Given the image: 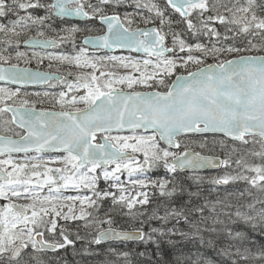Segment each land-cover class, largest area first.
<instances>
[{"label":"snow or ice","instance_id":"snow-or-ice-1","mask_svg":"<svg viewBox=\"0 0 264 264\" xmlns=\"http://www.w3.org/2000/svg\"><path fill=\"white\" fill-rule=\"evenodd\" d=\"M73 16L84 26H60ZM97 20L106 29L85 35L84 45L145 58L93 56L78 46V35ZM46 31L53 35L37 38ZM21 44L70 45L71 52L46 56L67 73L19 70L11 61L13 53L16 60L25 57ZM253 51L264 52V0H0V65H8L0 67V81L56 79L67 89L43 93L61 106L45 112L35 107L44 99H22L19 88L0 87V127L14 132L0 135V264H55L45 255L69 247L75 254L78 244L92 254L91 245L109 242L145 247L123 251L109 243L106 252L123 264H132L133 255L156 264L152 256L159 260L165 245L186 241L217 257L201 253L194 264L201 258L204 264H264V55L221 59ZM208 57L217 62L202 66ZM190 65L196 71L169 82ZM138 85L166 90L140 92ZM81 103L84 108L76 107ZM125 129L129 135H112ZM187 134L202 138L199 151L182 148L178 138ZM49 152L64 155L46 159ZM221 167L225 173L208 181L214 190L243 183L262 195L247 202L230 193L203 195L197 172ZM161 168L170 175L153 179L150 173ZM182 172L191 175L181 179ZM101 179L106 188H99ZM69 189L87 191L65 195ZM245 192L252 196L248 188L240 195ZM120 220L129 227H116ZM104 264L116 261L106 256Z\"/></svg>","mask_w":264,"mask_h":264},{"label":"rangeland","instance_id":"rangeland-1","mask_svg":"<svg viewBox=\"0 0 264 264\" xmlns=\"http://www.w3.org/2000/svg\"><path fill=\"white\" fill-rule=\"evenodd\" d=\"M127 11H132V9H131V8H128ZM73 24H76V23L69 22V21H65V22H62V23L60 24V26H61V27H67V26H71V25H73ZM79 25H80L81 27L84 26V24H81V23H79ZM135 26H136V25H133V27H135ZM90 27H92V30H95V31H93V32L90 31L91 33H89V32H87V33H83V32L80 33V34L78 35V37H77V44H78V46H83V44H82V40L84 39V36H85V35H92V36L98 35V34H100V29H101V28H104V27L99 23L98 20L95 22V25H94V26H91V25H90ZM88 33H89V34H88ZM29 35H33V36H35L36 33H35V32H31V33H29ZM51 35H53V34L50 33V32H48V31H46V32H45V36H43V37H50ZM80 36H82V37H80ZM19 51L26 53L25 57L21 58L20 60H16V59H15V54L13 53V59H12L11 63L17 64L18 66L32 67V68H36V69H40V70L50 71V72H53V73H59V74H62V75H65V74L67 73V71H68V67H67L66 65L64 66V64H61V63H59V62H57V61H55V60H49V59H47V58H46L47 53L36 52V51H26V50L23 48V44L20 45V47H19ZM71 51H72L71 46L68 45V44H65V45H63L59 50H56V51H53V52H50V53L56 55V54H60V53H62V52H66V53H67V52H71ZM34 52L37 53L39 56H44L45 58H44L42 61L38 62L37 58L33 57V53H34ZM88 52H89L90 55H93V56L115 55V56H118V57H131V58H133V59H139V60H142L143 58H145L144 56H137V55H133V54H129V53L108 54V53L101 52V51H92V50H90V49H88ZM253 53H254V54H253ZM239 55H264V52H255V51H253V52L233 53V54H230V55H228V56H226V57H221V59H225V58H227V59H232V58H236V57L239 56ZM216 62H217V61L214 60L212 57H208V58L206 59V61H205V65H207V64H211V63H216ZM58 64H59V65H63V67H65V69H64V70L59 69L58 66H57ZM195 68H197L196 65H190V66H189V69H195ZM180 70H185V69H182V68H181V69L177 70L178 73L176 72V73H174V74H177L176 76H178V75H182L181 72H180ZM74 71H79V70H75V69H74ZM83 71H90V70L86 69V70H83ZM123 71H124V70H121V72H123ZM182 73H183V72H182ZM174 74H173V75H174ZM137 75H138V73H137ZM176 76H175V77H176ZM175 77H174V78H175ZM174 78H173V76H172L171 78H169V82H170L171 80H174ZM68 79L71 80L72 78L69 77ZM117 87H120V86H117ZM135 90H136V91H164V90H166V89H163V88H161V87H159V86H156V85H153V87H151V88H147V87H143V86H139V85H138V86H136ZM60 91H67V89H66V87H65V85H64L63 83H55L51 89L43 90V91H35V92H34V91L20 90V94H21V98H22V99H29V100H31V101H37V100H39V99H44V102H43V103H36V105H35L36 108H37V106H38L39 104H47V105L51 106L53 110H61V106H60L59 104H54L53 102H51V101L48 100L47 98H44V97H43V93H45V92H48V93H51V94H56V95H58ZM125 91H131V90L125 88ZM36 93H40L41 96H40V97H37V96H36ZM69 95H71V94H69ZM66 107H67V106H66ZM76 107L84 108L85 105L81 103V104L76 105ZM12 127H13V129H14L15 132H21V134H23V133H22V130H20V129H18V128H15V126H12ZM0 134H1V135L14 136V132H12V131L5 132V131L3 130L2 127H0ZM16 138H18V137H16ZM216 139H220V138H216ZM200 140H201V139H200ZM198 142H199V141H197V140H190V141L187 143V145H188L189 147H191V148H195V149H196V148H197L196 145H197ZM184 145H185V144H184ZM184 145H182V147H183ZM162 146H163V145H162ZM59 156H61V155H45V158H46V159H47L48 157L55 158V157H59ZM20 157L22 158V156H20ZM222 158H223V157H222ZM21 162H22V160H21ZM257 162H258V161H257ZM47 166H48V167H52V168H55V167H61V165L58 164V163H48ZM225 171H226V170L223 168L222 171H221V173H218V174L215 173V175H212V177H216V176L223 175V174L225 173ZM189 175H191V174H189ZM197 175L203 177L204 180H206L205 182H208L209 179H210V177H208V176L206 175V173H203V174H197ZM212 177H211V178H212ZM236 184H242L244 189H245V188H248L249 190L253 191L252 188H250L249 186H247V185H245V184H243V183H236ZM231 185H235V184H229L228 186H223V187H224V191H223L224 194H223L222 196L228 194V188H229V186H231ZM86 191H87V190H83V189H81V190L78 192L77 190L69 189V190L65 191L64 194H65V195H72V196H75V195H77V194H85ZM256 192H257V191H256ZM233 194H237V193H231V196H234ZM259 195H262V194H259V193H258L257 196H259ZM178 239H179V238H178ZM181 243H183V244H186V243H187V246H190V247H191V246H196V245H197L198 247H201V246L199 245V243H198V242H195V241H186V242H181ZM77 246L80 247L79 244H78ZM111 246H112V247H115V246H113V245H111ZM107 248H108V246L103 247V255L105 256L104 258H106V256H107V259H108V260L116 261V264H123L122 261L117 260V258H116L115 256H112L111 254H108V253L106 252V249H107ZM62 250H63V249H62ZM62 250H61V253H62ZM64 252H67V254H66V255H63V256H62L63 253H62L61 255H56V256H52V255H48V254H47V255H45L44 259H45V260H48L49 257H53V259L55 260V264H64L65 261H67V264H84L85 256H84V252L81 250V248H79L78 250H75V254H74V250H73L71 247H69L68 249H66ZM68 254H69V255L71 254V257H72L73 260L76 259V260H75L76 263H72V261H71L70 259L66 258V257L68 256ZM199 254H201V251H196V252H195V255H196V259H195V260H197ZM57 257H58V259H57ZM187 259H190V257H188ZM195 260H194L193 262H195ZM73 262H74V261H73ZM201 262H202V264H204V259H203V258H201L200 263H201Z\"/></svg>","mask_w":264,"mask_h":264},{"label":"trees","instance_id":"trees-1","mask_svg":"<svg viewBox=\"0 0 264 264\" xmlns=\"http://www.w3.org/2000/svg\"><path fill=\"white\" fill-rule=\"evenodd\" d=\"M93 31H95V30H92L91 32H93ZM91 32H89V33H91ZM80 37H82V36H80ZM57 66L59 69H62V70L65 69V67H63V65L58 64ZM202 66H205V65H202ZM195 70H196V68L195 69H189L188 68L187 70H180V72L182 75H186L187 71H195ZM176 75L177 74H174L173 78ZM37 107L45 108V109H52V107L47 105V104H39ZM216 138L224 139L221 137H216ZM200 139H202V138L196 137V136L187 137V138L181 139V145L187 144L190 140L200 141ZM195 150L199 151L200 149L196 148ZM203 154H209V153L205 152ZM216 173L217 174L221 173V171L216 172ZM150 175L153 179H156V178L168 177L170 174L166 173L165 170L161 168V169H158V170L150 173ZM188 175H189L188 173H180V178L183 179V178L187 177ZM206 175L211 178L212 175H215V173H206ZM121 178L126 179V176H122ZM205 181L206 180H204L203 184L201 185L203 195L215 197L217 194H219L220 196H222L224 194V192H223L224 187L223 186H219V187L215 188V190H214V186H212L209 182H205ZM106 187H107L106 182L101 179L99 182V188H106ZM244 190L245 189L243 188L242 184H235V185L229 186L228 193H230V194L231 193H237V194H233L234 196H230V199L240 200L242 202H247L252 197L257 196V194H258V192H256L257 190L253 189V191L249 190L252 193L251 197L247 194V192H245L244 195L241 196L240 193L244 192ZM259 194H261V193H259ZM156 198H158V197H154V199H156ZM115 226L118 228L129 227L123 220H120L118 222V224ZM112 245L115 247H118L120 250H123V251H133V252L145 251V247L143 245H137L135 243H128L127 245L118 243V244H112ZM103 247H105V246L91 245L89 248V252L92 254L84 253V256H85L84 264H104V261H105L104 257L105 256L103 255ZM164 247L166 249V252L159 260L156 259L155 255L152 256V260L156 261V264H194L193 261L196 259V255H195L196 251H201V253H203L204 258H208V259H211L213 261L217 260L215 253L211 249L198 247L197 245L190 247V246H187V243L183 244L180 242V243H177L175 248H169L167 245H165ZM79 248L80 247L77 246L76 250H78ZM149 250L152 251L153 253L155 251L154 248L149 249ZM96 253H99V254H96ZM181 254H183V256H185V257H190V259H183V260L177 262L174 259V257L179 256ZM67 258L70 259L72 261V263H76L75 262L76 259L73 260L71 257V254L68 255ZM130 259L132 260V264H149V262L146 259L138 257L136 255H133ZM120 261H122V263H123L122 259ZM200 264H202V262Z\"/></svg>","mask_w":264,"mask_h":264},{"label":"water","instance_id":"water-1","mask_svg":"<svg viewBox=\"0 0 264 264\" xmlns=\"http://www.w3.org/2000/svg\"><path fill=\"white\" fill-rule=\"evenodd\" d=\"M65 19L66 20H75V21H84V19L82 17H75V16H73V17H67ZM104 28L106 29V26H104ZM82 44H83V41H82ZM83 46L84 47H87L88 49L93 50V51H105V52H107L109 54L130 53V54L137 55V56H144L143 53L130 52L127 49H119V48H113V49H103V48H99V49H97V48H94L92 45H84V44H83ZM24 47L26 49H30V50H43V51H51V50L55 49V48L44 49V48H41L39 46H31V45H28V44H24ZM0 67L7 68L8 66H6V65H0ZM18 69L19 70L27 69V70H29L30 72H33V73H48V74H52V73L45 72V71H41V70L34 69V68L18 67ZM186 75H184V76H186ZM54 82H60V81H58L56 79H52V80H50L48 82L26 83V84H19V83L18 84H11V83L6 82V81H0V84H2V85H9V86H12V87H17V88H20V89H24V88H44V87H47L49 84L54 83ZM140 92H148V91H140ZM153 92H155V91H153ZM36 110L37 111H45V112H59V111H49V110H39V109H36ZM141 132H142V130H141ZM117 134H119V135H128V134H130V132L127 129H125V130H123V131H121L119 133H117V131L114 130L113 133H112V135H117ZM101 135H102L101 133H97V140L98 141L100 140L99 138L101 137ZM190 136H197V135L187 134V135H184L182 137H179L178 139L181 140L182 138H186V137H190ZM216 137H222V138H224L221 134H217ZM161 143L163 145V142H161ZM163 146H166V145H163ZM51 154H53V155H64L63 153H58V152H49V153H46L45 155H51ZM20 155H22V154H20ZM222 169H223V167L218 168V169L207 168V169L199 170L197 172V174L216 173V172L221 171ZM182 173H188V172H182ZM188 174H191V173H188ZM109 243L112 244V243H118V242H109ZM109 243H105L103 245H108ZM129 243H134V242H129Z\"/></svg>","mask_w":264,"mask_h":264},{"label":"flooded vegetation","instance_id":"flooded-vegetation-1","mask_svg":"<svg viewBox=\"0 0 264 264\" xmlns=\"http://www.w3.org/2000/svg\"><path fill=\"white\" fill-rule=\"evenodd\" d=\"M65 21H69V22H73V23H76V24H79V23H81V24H84V21H75V20H66L65 19ZM64 21V22H65ZM100 23V22H99ZM101 24V23H100ZM102 25V24H101ZM103 26V25H102ZM104 27V26H103ZM38 39H46V38H49V37H37ZM83 41V40H82ZM62 47V46H61ZM60 47V48H61ZM23 48L26 50V51H36V52H43V53H50V52H53V51H56V50H59L60 48H55V49H53V50H51V51H43V50H30V49H26L25 47H24V44H23ZM93 51V50H92ZM101 52H105V51H101ZM105 53H107V52H105ZM109 54V53H108ZM117 54H119V53H117ZM212 64V63H211ZM6 66H8V65H6ZM18 67H23V66H18ZM26 68H32V67H26ZM34 69H36V68H34ZM38 70H40V69H38ZM41 71H45V70H41ZM45 72H49V73H53V72H50V71H45ZM175 79V78H174ZM55 83H61V82H54V83H51V84H49L47 87H44V88H24V89H20V90H26V91H43V90H48V89H51L52 87H53V85L55 84ZM0 87H6V88H11V89H13V90H15L17 87H12V86H9V85H2V84H0ZM36 109H39V110H49V111H60V110H53V109H45V108H39V107H37ZM16 128V127H15ZM19 129V128H18ZM1 135V134H0ZM14 138H16V137H14ZM100 139V138H99ZM20 156H22V155H20ZM109 246V245H108ZM65 250L63 249L62 250V253H61V250L58 252V253H56V254H52V253H49L48 255H52V256H56V255H61L62 254V256L63 255H66L67 254V252H64ZM69 255V254H68ZM67 258V257H66Z\"/></svg>","mask_w":264,"mask_h":264}]
</instances>
